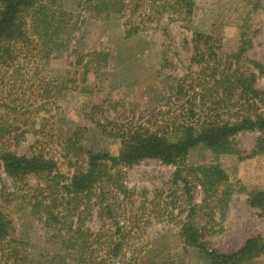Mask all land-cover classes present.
Masks as SVG:
<instances>
[{
  "label": "rangeland",
  "instance_id": "374dc122",
  "mask_svg": "<svg viewBox=\"0 0 264 264\" xmlns=\"http://www.w3.org/2000/svg\"><path fill=\"white\" fill-rule=\"evenodd\" d=\"M179 1L34 0L29 40L9 60H0V156L8 151L53 160L57 173L69 181L88 169L90 152L118 155L115 130L142 125L172 142L181 140L177 127L189 121L190 94L193 100L197 94V110L205 105V116L234 121L238 107L224 103L223 88L213 89L206 64H193L191 42L197 33L213 34L230 50L247 25L254 42L248 55L264 67V0H190V11ZM184 78L186 86H196V94H178ZM257 88L264 92L263 75H258ZM263 137L257 131L241 132L232 143L238 155L217 156L202 145L189 155L190 165H221L237 191L215 233L200 222L209 250L232 254L249 239L264 237L261 211L249 204L250 194L264 189V156H251ZM122 171L131 199L119 217L130 226L135 214L140 228L145 227L142 240L130 250L137 245L140 262L209 264L197 249L184 245L173 220L157 222L156 214L148 215L158 193L165 203L175 199L171 181L176 167L146 160ZM47 186L43 177L16 182L1 172L0 209L12 220L13 231L0 244V264H78L85 241L111 227L108 222L102 230L96 210L82 214L83 209L64 204L51 206L50 196L44 198ZM201 200L198 192L196 203ZM49 210L59 219L54 226H49ZM175 215L178 221L187 214ZM243 264H264V255Z\"/></svg>",
  "mask_w": 264,
  "mask_h": 264
},
{
  "label": "trees",
  "instance_id": "16d2710c",
  "mask_svg": "<svg viewBox=\"0 0 264 264\" xmlns=\"http://www.w3.org/2000/svg\"><path fill=\"white\" fill-rule=\"evenodd\" d=\"M177 5L180 8L191 7L190 0H181ZM34 6V0H0V60H9L16 47L29 40L28 24ZM191 43L193 64L201 68L206 64L213 89L223 88L224 103L228 101L238 107L234 121H221L218 115L205 116L204 104L197 110L196 86H186L188 82L184 78L177 87L178 94L187 95L188 92L196 95L194 100L189 95V121L178 125L182 139L177 142L142 125L115 130L113 134L120 141L118 155L90 152L88 169L77 171L69 181L57 173V164L53 160L39 156L27 158L8 151L0 156V175L3 172L16 182L25 181L32 175L43 177L49 191H45L44 198L46 200L50 196L51 206L64 204L72 210L83 209L82 214H92L91 210H96L103 222L102 230L110 223L111 227L101 236L85 241L77 258L78 264H150L140 262L142 252L137 245L130 251L136 240H142L145 227L140 228L141 221L135 214L129 218L130 226L122 225L119 217L123 203L131 199V192L124 188L122 182V168L133 167L146 160H157L176 167L171 181L175 199L165 203L163 194L158 193L150 202L154 211H149L148 215L156 214L157 222L167 220L171 223L173 220L186 247L197 249L209 264H243L264 255L263 236L249 239L232 254H222L206 247L202 241L200 222H205L207 232L215 233L218 220H225L237 191L221 165L194 166L188 163L191 151L201 145L217 156L238 155L232 143L241 132L257 131L264 136V110L260 107L264 106V92L257 88V78L258 75L264 76V67L253 62L248 55L254 42L247 25L241 28L238 42L230 50H226L222 37L213 34L197 33ZM251 64L258 70V75L250 69ZM260 155L264 156V137L259 139L251 156ZM198 192L202 196L200 204L196 203ZM179 193L181 195L177 198ZM249 204L259 209L264 218V189L251 193ZM133 208L132 213L135 212ZM175 211L185 212V219L175 221L174 218L179 217ZM48 214L49 226H54L59 219L52 210ZM147 221L150 224L151 218ZM12 231V220L0 209V244L8 240Z\"/></svg>",
  "mask_w": 264,
  "mask_h": 264
}]
</instances>
